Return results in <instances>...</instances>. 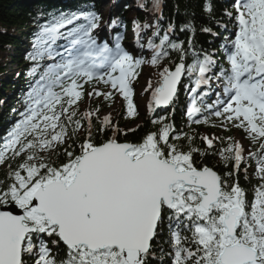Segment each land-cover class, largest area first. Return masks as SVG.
Instances as JSON below:
<instances>
[{"label": "snow or ice", "instance_id": "6c2138e0", "mask_svg": "<svg viewBox=\"0 0 264 264\" xmlns=\"http://www.w3.org/2000/svg\"><path fill=\"white\" fill-rule=\"evenodd\" d=\"M233 7L235 14L225 15L234 31L216 22L229 33L218 50L223 65L217 52L197 50L192 21L179 26L192 34L186 46L173 39L177 25L163 26L162 0L140 4L152 20L131 21L135 52L123 43L120 29L128 26L116 18L107 24L114 35L101 41L95 0L51 12L37 25L27 75L39 79L0 147V264H153L165 257L170 264H264V0H235ZM203 11L213 17L211 0ZM145 65L159 77L145 88L149 110L174 107L186 81L192 124L242 129L257 151L245 157L244 146L228 137L218 154L231 170L221 176L194 159L215 154L216 137H200L201 149L163 117L151 121L157 130L129 142L136 129L101 117L99 105L81 111L84 86L103 84L108 90L93 88L88 97L111 106L120 96L126 117H137L134 84ZM252 159L261 183L249 201L238 173L244 165L247 178ZM165 231L167 250L160 244Z\"/></svg>", "mask_w": 264, "mask_h": 264}, {"label": "trees", "instance_id": "16d2710c", "mask_svg": "<svg viewBox=\"0 0 264 264\" xmlns=\"http://www.w3.org/2000/svg\"><path fill=\"white\" fill-rule=\"evenodd\" d=\"M102 1L103 0H95L96 10L99 13ZM233 1L234 0H211L213 4V17L209 18L208 14L203 11L205 0H162V24L166 27L167 23L170 20H173L177 25V30L173 34V39L184 41L186 46L187 41L192 34L190 32H181L179 30V26L185 22L192 21L196 28L194 41L197 50L203 49L209 52H217L219 57L218 63L223 65L225 64V60L218 50H220L223 37L229 33L225 32L222 27H219L216 22L222 21L223 23L229 25L230 30L234 31L228 17L225 15L226 11H231L235 14V9H233L232 4ZM81 3L82 0H0V120L7 111L9 115L7 117L4 116V118H9V120H11L13 115H15L14 110L17 109V107L11 108L10 103L5 101L9 99L5 93L21 90L22 87L18 88V85L20 84V81L18 80L22 78L26 87L18 95V102L26 103L27 93L35 86L36 81L39 79V75L35 78L27 75L28 70L33 64L32 61L27 59V55L32 51L35 33L38 30L37 25L45 22L49 13L74 11L81 6ZM141 3H143V0H131V5L128 3L122 7H118L117 9L112 8L108 14H101L103 16V22L101 29L97 31H108L107 24L112 18L123 21L124 24L128 26L127 29H120V31L127 33V40L123 43L126 45L127 49L131 50V44L133 41V38L129 36V32H131L132 28L131 21L133 19H138L141 22H144L147 21L149 15V12L146 9L140 8ZM125 6H127V8H125ZM203 27H210L213 32L219 33V35L213 36L209 33L202 32L200 29ZM111 32L114 35L115 30H112ZM108 38L109 36H102L100 39L103 41ZM24 42L26 43L24 44ZM23 48L25 49L23 50ZM145 55L146 58L150 57L149 52H146ZM172 59L178 62L176 54H173ZM188 62H191L190 57ZM7 65L14 67L19 71V73L17 75H13L12 72L7 78H3L6 73L5 68L8 67ZM165 66L172 67L174 65H170L167 61H165ZM21 73L22 76L18 77ZM145 73H148L151 76L152 83L157 81L159 78L158 71L155 68L150 65H145L141 69L135 83L138 82ZM186 88L187 82L182 81L178 93V99L174 107L169 106L168 108L155 111L148 110L146 113L142 112L138 108V105L134 102L139 114L137 117L132 118L126 117V108L123 102L121 111L112 118L114 121L118 122L120 128L125 131H128L129 129H136L135 132H128L127 140L129 142H139V140L147 132L157 130L158 126L152 124L151 121L163 117H167L166 122L174 123L176 133H187L189 136H195L196 139L194 141V146L201 149L206 148V145L201 141L200 137L206 136L207 134L210 137H216L217 139L214 140L215 154H209L204 157L194 156V159L198 165H207L208 167H212L221 176H223L226 171L231 170V166L225 167L218 151L222 147L227 146L228 137L233 138L234 131L229 127L224 128L217 126L212 127L209 124H192L185 115V105L187 102ZM109 103L110 102L103 99L102 102L97 104L100 107V113L108 108ZM97 105H95V107ZM209 119L212 122L211 116ZM239 131L244 140L248 142L251 150L257 151L258 146L252 144L243 130L239 129ZM221 138L223 139V143H221ZM98 139H104V137H98ZM120 139L123 142L125 137L121 136ZM181 142L186 143L184 140ZM20 159L21 158H18L17 163L20 162ZM63 159L64 157H61V160ZM254 162L256 161L253 159V161L249 163L247 178H245L243 172L244 165L241 166V171L238 173L239 185L246 190L249 201H251L254 197V188L261 183L258 178L253 177L252 168H250V165ZM5 172L6 168L4 166H0V179L4 178ZM167 239L168 234L165 231L160 240V244L165 250L168 249V244L165 243ZM63 254L64 253L61 250L60 255L63 256ZM157 256H159V252H157ZM153 264H170V257H165L164 261L155 260Z\"/></svg>", "mask_w": 264, "mask_h": 264}, {"label": "rangeland", "instance_id": "374dc122", "mask_svg": "<svg viewBox=\"0 0 264 264\" xmlns=\"http://www.w3.org/2000/svg\"><path fill=\"white\" fill-rule=\"evenodd\" d=\"M13 68L14 67H11L9 65L6 69L10 70V72H13ZM10 72L8 74L4 75L5 78L11 74ZM148 82H149V76L145 75L142 78V80L138 83V85L136 86V89H135V99L138 102L139 107L143 111L146 110L147 105H148L150 98H151L150 90L145 91V88H146V85ZM99 91L102 92L101 89ZM10 96H11V94H10ZM100 99L101 98H89L88 95L86 94V95H84V100H82L80 102V108L84 110V109H86L87 106H89L95 102H98ZM120 109H121L120 101L118 98H115V101L112 103V105L110 107H108V109L102 114V116L109 115V114H111V116H114L119 112ZM216 124L219 125L220 121H217ZM233 136H234L235 141H238L239 143H241L244 146V149H245L244 155H245V157H248L250 150H249V147L247 146L246 142L242 139L241 136H239V134L235 133Z\"/></svg>", "mask_w": 264, "mask_h": 264}, {"label": "bare ground", "instance_id": "6f19581e", "mask_svg": "<svg viewBox=\"0 0 264 264\" xmlns=\"http://www.w3.org/2000/svg\"><path fill=\"white\" fill-rule=\"evenodd\" d=\"M95 103H93V104H91V105H89V106H87L86 107V109H84V110H87V109H89V108H94L95 107ZM83 109H81V111H84Z\"/></svg>", "mask_w": 264, "mask_h": 264}]
</instances>
